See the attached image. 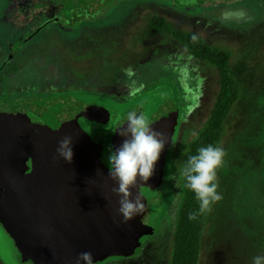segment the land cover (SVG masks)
I'll list each match as a JSON object with an SVG mask.
<instances>
[{
    "label": "rangeland",
    "instance_id": "1",
    "mask_svg": "<svg viewBox=\"0 0 264 264\" xmlns=\"http://www.w3.org/2000/svg\"><path fill=\"white\" fill-rule=\"evenodd\" d=\"M93 1L46 0L48 19L53 21L60 14L71 17L80 7L90 8ZM32 5L29 0H0V24L8 27L7 19L14 18L10 25L14 21L19 38L24 22L17 18L18 8H30L23 12L30 17L40 9ZM102 7L104 23L122 24L125 15L133 12L124 23L125 38H115L127 41L125 47H118L117 52L113 48L104 64L96 58V78L122 91L108 94L109 89L105 90L106 97L116 101L115 105L107 101L114 119L120 116L115 108L120 102L139 103L144 115L152 116L170 98L176 99L180 118L166 161L170 183L162 189L144 191L155 218L149 235L114 257L94 259V264H173L185 193L183 157L211 118L219 95L218 64L193 54L186 58L185 49L155 25L156 17L172 30L199 37L214 51L229 56L230 73L240 93L215 145L227 153L225 163L217 170L218 192L223 199L206 210L199 264H252L254 256L264 255V0H108ZM173 13L179 14V19ZM158 45L180 47L176 50L180 58L159 52L150 56ZM50 50L49 64L55 60ZM92 55H96L92 49L87 51L86 57ZM99 68H104L101 74ZM128 68L134 73L131 79L125 74ZM53 81L54 76L49 75V93L54 91ZM133 81L144 87L130 96L128 86ZM88 129L94 137L102 133L104 138L111 128ZM18 255L14 242L0 225V264H20ZM77 260L69 264H77Z\"/></svg>",
    "mask_w": 264,
    "mask_h": 264
},
{
    "label": "water",
    "instance_id": "2",
    "mask_svg": "<svg viewBox=\"0 0 264 264\" xmlns=\"http://www.w3.org/2000/svg\"><path fill=\"white\" fill-rule=\"evenodd\" d=\"M107 1L90 8L99 10ZM133 111L143 113L144 108L135 103L117 120L113 148L122 144L124 137L116 130ZM110 117L107 108L70 97L0 103V224L14 242L20 264H63L82 252H91L93 260L115 256L149 235L155 218L143 189L170 183L165 165L179 107L176 99H166L148 121L164 134L166 145L152 178L131 190L134 197L141 193L145 208L128 224L118 212L120 197L112 192L117 185L103 161L104 146L80 123L86 119L105 125ZM65 136L73 139L71 163L56 152Z\"/></svg>",
    "mask_w": 264,
    "mask_h": 264
},
{
    "label": "flooded vegetation",
    "instance_id": "3",
    "mask_svg": "<svg viewBox=\"0 0 264 264\" xmlns=\"http://www.w3.org/2000/svg\"><path fill=\"white\" fill-rule=\"evenodd\" d=\"M29 1L30 3L33 1L32 7H39L40 9L34 11L30 17H27L23 12L27 13L30 8L24 7V10L18 8L19 15H17V18L24 22L22 36L16 38L14 21L13 25H10V19L14 20V18L9 17L7 19L8 27L0 24V103H44L55 97H70L85 104L107 108L111 114L107 124L101 125L86 119H81L80 123L94 141L103 144V161L109 167L107 161L108 149L111 146L110 139L114 133L115 124L135 103L120 102L118 105L116 104L115 108L120 111V116L114 119L113 108L107 105V101L114 105L116 101L108 99L105 90L109 89L108 94H120L122 91L115 87L113 88L111 84H101V81L96 78V58L99 57L97 58L99 62L104 64L108 60L106 56L112 53L113 48L117 52L118 47H125L127 41H118L119 39L115 38H125L123 36L127 29L124 28V23L130 20L133 12L125 15L123 19L125 22L122 24L104 23L106 15H101L103 7L99 10L80 7L71 17L60 14L53 21H50L48 19L46 0ZM98 2L99 0H94L92 4H97ZM172 16L178 18L179 14L173 13ZM159 20L156 17L154 22ZM65 23L66 25H64ZM164 26L170 28L166 23H164ZM50 28L52 30H49ZM161 29L169 37H172L165 29ZM176 42L185 49L186 58L191 57L192 53L190 50L182 42L178 40ZM49 48H51L50 52L53 53L51 58L55 59L51 64H49ZM90 49L96 55L86 57V53ZM176 50H180V47L158 45L150 51V56L159 52L162 55H169V58H180ZM176 53L178 56H176ZM69 58L72 61L68 60ZM104 68H99V74ZM49 75L54 76V83L52 82V84L55 86L54 91L51 93H49L48 85ZM102 81L104 80L102 79ZM14 99L16 100L14 101ZM145 117L149 121L151 115ZM88 126H110L111 129L108 134L104 135V138L102 133L94 137ZM106 139H108V144H105ZM145 190L150 189L144 188L143 192Z\"/></svg>",
    "mask_w": 264,
    "mask_h": 264
},
{
    "label": "clouds",
    "instance_id": "4",
    "mask_svg": "<svg viewBox=\"0 0 264 264\" xmlns=\"http://www.w3.org/2000/svg\"><path fill=\"white\" fill-rule=\"evenodd\" d=\"M125 74L129 79L134 75L131 68L125 69ZM128 87L129 95L135 96L144 86H136L133 81ZM116 131L124 139L119 147L109 146V177L117 185L112 192L120 197L118 212L123 217V223L128 224L145 208L141 193L134 197L131 190L137 188L138 181L146 183L154 175L155 165L166 145V137L148 123L143 113L135 111L128 113L124 126ZM72 144V137L65 136L56 149L57 155L68 163L74 157ZM226 156L222 147L208 145L200 147L197 154L190 156L182 166L181 175L186 178L187 188L195 193L201 213L210 204L223 199L218 192L217 170L225 163ZM189 219H196V213H190ZM80 262L94 264L92 253H80L77 264ZM252 264H264V255L254 256Z\"/></svg>",
    "mask_w": 264,
    "mask_h": 264
},
{
    "label": "trees",
    "instance_id": "5",
    "mask_svg": "<svg viewBox=\"0 0 264 264\" xmlns=\"http://www.w3.org/2000/svg\"><path fill=\"white\" fill-rule=\"evenodd\" d=\"M155 24L165 29L173 38L182 42L195 57L204 61L214 62L220 68V91L211 118L201 130L197 140L191 145L189 153L183 157L184 165L190 156L197 154V150L200 147L215 146L220 141L225 121L234 104L239 99L240 89L236 80L231 76L229 56L226 53L214 51L199 37L172 31L169 27L164 26V22L161 20L156 21ZM186 185L187 181L185 178L183 207L175 233L173 264H199L202 252V233L205 226L207 209L203 213L199 211V204L195 193L189 190ZM190 213H196V219L190 220ZM69 262L71 261L64 260L63 264H69Z\"/></svg>",
    "mask_w": 264,
    "mask_h": 264
}]
</instances>
